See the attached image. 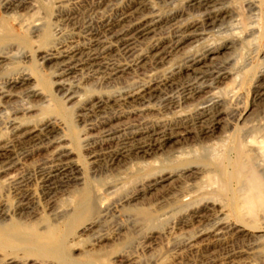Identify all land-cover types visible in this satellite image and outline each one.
Listing matches in <instances>:
<instances>
[{
    "label": "rangeland",
    "instance_id": "rangeland-1",
    "mask_svg": "<svg viewBox=\"0 0 264 264\" xmlns=\"http://www.w3.org/2000/svg\"><path fill=\"white\" fill-rule=\"evenodd\" d=\"M106 1L28 0L13 13L12 10H3L0 0V27L3 23L8 25L16 35L13 41L0 42V89L7 92L6 96H0V143L7 142L11 156L19 158L10 170L0 172V262H9L14 258L16 264H264V214L253 221L240 211L239 202L246 189L245 177L249 176L246 173L250 174L254 169L264 181V152L255 157L256 152L249 151L252 159L247 160L240 159L234 152L235 148L240 144L244 146L251 138H257L256 141L261 144L257 146L258 149L264 151V98H256L258 78L264 73V0H220L216 6L228 8L230 17L220 19L211 28L197 31L196 36L188 38L177 51L173 50L174 53L172 51L158 63L145 58V62L134 64L131 61L133 55H140L143 51L141 55L146 54L147 47L158 36L170 37L175 26L196 20L198 13L190 6V0H141L148 7L147 10L153 7L152 10L156 12L169 13L179 9L181 15L160 24L154 32L139 37L131 56L111 49L100 67L90 69L85 65L77 66L71 73L57 78L55 62L41 60L46 49L44 28L61 49L76 46L77 43L78 47H84L88 42V30L93 34L99 33L103 22L113 18L116 13L114 9H118L125 0ZM248 2H252L255 8L248 10ZM251 26H254L253 32L249 31ZM38 28L41 33L35 31ZM93 36L96 37L95 34ZM215 48L217 51L213 53L212 61L206 62L209 70L223 68L230 74L217 84L218 88L211 89L214 92L213 100L220 103L218 108L222 110L223 121L212 135L198 133L199 124L195 123L191 132L169 139L167 145L153 156L138 159L130 153L113 163L107 161L105 153L119 148L120 138H117L118 143L114 139L108 146L86 145V137L97 133L96 129L88 127L103 119V115H114L108 125L117 132L129 131L147 123L169 121L177 115L193 116L191 112L209 94L198 92L193 99L182 100L178 88L191 83L193 79L184 72L172 76L170 72L173 73L176 66L195 52L205 53ZM135 50L138 53H134ZM114 53V56L111 55ZM120 61L127 65V69L107 75L116 62L121 64ZM164 75H170L173 86L163 89L148 103L140 105L117 100L113 104L112 99L119 98L124 89L129 90L141 82L156 81ZM18 77H25L27 81L11 88L4 83ZM168 94L175 98H170ZM101 96L110 98L106 107L101 111L88 110L90 99ZM166 96L178 101L177 107ZM49 120L58 128L51 133L53 138L64 140L71 154L69 162L80 170L77 173L79 180H59L49 185L50 189L47 190L41 182V172L54 162L51 160L54 147L46 145L39 149L32 141L16 139L12 131L20 128L16 132L19 135ZM186 160L193 162L190 168L182 164ZM241 160L247 163L243 161L241 164ZM164 162L173 164L167 168L166 174L175 171L177 176L154 191L147 190L145 196L128 206L119 202V199L133 193L138 188L137 183L143 181L152 170L161 169ZM248 163L252 164L249 166ZM181 169L186 170L182 175ZM84 190L91 193L97 191L96 209L104 208L103 214L95 210L92 219L98 221L89 230L85 229L86 223L74 221L77 209L74 202L77 194ZM24 197L29 202V208L21 209L19 203L20 200L25 201ZM212 203L216 204L215 209L222 212H217L216 217L225 220L232 228L222 233L221 237L212 233L198 234V231L208 229L215 216L200 224L180 222L182 217L188 219L191 209L203 211L204 205ZM139 212L149 215L150 224ZM206 222L210 224L206 226ZM15 224H22L25 230L17 233ZM46 227L54 230L47 231ZM240 227L246 228L245 233H238ZM96 236L103 239L95 243ZM94 254H102L106 260L100 259L99 262L93 257ZM118 256H126L125 261L120 262Z\"/></svg>",
    "mask_w": 264,
    "mask_h": 264
},
{
    "label": "bare ground",
    "instance_id": "bare-ground-1",
    "mask_svg": "<svg viewBox=\"0 0 264 264\" xmlns=\"http://www.w3.org/2000/svg\"><path fill=\"white\" fill-rule=\"evenodd\" d=\"M218 1H220V0H190V3H191L190 6L193 7L198 12L196 14V20L191 21V22H185L184 21L185 23H182V24L179 23L180 25L174 27L170 37H169L168 34H167L168 37H162V36L159 37L158 36V38H156L155 40H153L152 43L149 44V46L147 47V51L145 50L146 54L141 55L144 52L143 51L142 53L140 52V55H133L132 58H131V61L134 64H137V63H139L141 61H144L143 59L147 58V59H149V62L151 60L152 63H158V62L161 61V59L163 57L167 56L173 50L177 51V49H179L181 47V45L187 41L188 38L196 36L197 35L196 34L197 31L205 30L206 28H211L220 19L225 18V17H230L231 13H229V11L227 10L228 8L217 7L216 6V3ZM27 2H28V0H2L1 7L5 11H7V10L11 11L12 10V12H13V10L21 8ZM99 2H100V0H99ZM111 2H112V0H111ZM114 2H115V0H114ZM111 4H113V3H111ZM116 4H117V2H116ZM115 5H113V6H115ZM105 6H106V4H105ZM107 7H109V6L107 5ZM117 8L118 9H116V8L114 9V10H116V13H115L114 17L106 19L103 22L101 31L99 33L98 32L94 33L96 35V37L93 36L94 34L92 33L91 30H88V32L86 33L87 36H88L87 37L88 38V42L86 43V46H84V47H82V46L78 47V43H77L76 46L68 47L66 49H61V48H59V46H57L56 40L53 41L51 35L48 33V30H45L46 28L43 27L44 28V34H43L44 38L43 39H44V43H45L44 46H46V49H45V53L41 57V60L43 62H47V61H51V60L55 62L56 68H57L55 75H56L57 78L61 79L62 77L66 76L67 74L71 73L77 66L85 65L87 68H90V69L91 68L100 67L101 65H103V62H102L103 58L105 57L107 52L109 50H111V49H114V50L120 52L121 54H127V55L131 56L132 55L131 53L133 52L132 50H133V48L135 46V42H136V40L139 37H143V36H145L146 34H148L150 32H154V30L157 27H159L160 24L165 23V22L173 19L174 17L181 15L179 9L174 10V11L169 12V13H167V12L166 13L156 12L155 10H152V9H154L153 7H152V9H148L147 10L146 8H148V7L141 0H125L123 2V4H121V6L117 7ZM253 8H255L253 3L252 2L251 3L248 2L247 9L251 10ZM108 11H110V10H108ZM109 14H111V13H109ZM38 29L35 30V31H40L39 33H41L42 31L40 29L39 30ZM158 29H161V28H158ZM253 29H254V26H251L249 28V31L253 32ZM38 35H40V34H38ZM200 35H201V33H200ZM15 37H16V35H15L14 29H12V27L10 28L8 25H6L4 23L1 24V27H0V42L13 41ZM80 38H81V35H80ZM84 40H86L85 37H84ZM84 42H83V44H84ZM80 45H82V43ZM201 51H204V49L201 50ZM216 51H217V49L214 50V51L213 50L212 51L208 50L205 53H203V52L200 53L199 52V54H195L196 53L195 52L194 55L192 54V56L185 58V60H183L184 62L181 65L176 66L175 67L176 70L173 73H172V71L171 72L169 71L171 73L170 74L171 76L175 75L176 73L184 72V73H186V75H191V77L193 79L191 81V83L188 82V84L182 85V86H180L178 88V91H179L178 94H180L179 97H181L182 100H185V99H188V98H191V97H192L191 99H193V95H195L198 92H203L204 91L206 94H209L208 97H206V99L204 101L198 103V105L194 109L195 112L194 111H192L194 113L191 112V114H193V116H191L190 114L189 115L191 117H186L185 115H177V116L173 117V119H171L169 121H165V122L161 121V123H153V124L147 123L148 125H145V124H144V126L140 125L141 127H137V128L132 129V130H129V131H122V130L120 131L119 130L117 132V131L112 130L111 125H108V121L111 118H113L114 115L109 114L112 117L111 116L103 117L104 115L103 116L100 115L99 119L101 118V116H102L103 119H100L97 122L94 120L96 123L93 124V126L88 127V128L94 129V130L96 129L97 133L94 134V135L90 134L89 136L86 137V139H85L86 145L90 146V145H93V144H97L99 146H104V145L108 146L110 143L113 142L114 139L120 138L121 139V146L119 148H117V149H110V150H108L105 153V156L107 157V161L109 163H113V162L118 161L120 159V157H124L125 155H129L130 153L135 158H138V159H143L144 157L149 156V155L153 156L158 150H162L167 145V142H168L169 139H171V138H173L175 136H181L183 134H188L189 132H191V128L193 129V127H194L193 124H195V123L199 124L198 125V131H197L198 133H200L201 135H205V136L206 135H212L216 131V129L219 126H221L220 123L223 122V121L221 120V118H222L221 117L222 110L220 108H218L220 103L217 100H213L212 96H213L214 92H212L213 90L211 91V89L216 88L217 84L220 83L222 81V79L228 77V75L230 74L228 72H225L226 69H225V71L222 70L223 68L222 69H217V70H214L215 69L214 68L213 71L209 70L208 65L206 64V62L210 61L211 59H213L212 58L213 57V53L216 52ZM135 52H137V51L135 50L134 53ZM173 53H174V51H173ZM111 55L114 56L115 53L111 54ZM122 58H124L123 55H122ZM126 58L127 57H125V59ZM105 59H107V57ZM113 59H114V57H113ZM116 60H118V59H116ZM127 61H129V60H127ZM149 62H148V64H151ZM113 63H114V61H113ZM120 63L122 64L123 62L120 61ZM106 64H107V62H106ZM121 64L118 65L117 62H116V64L113 65L111 68L109 67L110 68V72L107 75L110 76V75H113V74H115L117 72H121L124 69H127L126 68L127 65H123L122 64L123 65L122 66ZM142 64H143V62H142ZM132 66H134V65H132ZM173 67H171V68H173ZM87 68H85V69H87ZM105 68H106V65H105ZM109 68H108V70H109ZM260 72H262V71H260ZM169 76H165L164 75V77L162 76V78H160V79L158 78V80H156V81H150V82L148 81V82L138 83V84L130 87V89L128 88L129 90H126V91H124L125 90L124 89L123 92L121 91L122 94H121V96L119 98L112 99L114 101L113 104L117 103L118 102L117 100L121 101L122 103H130V102L134 103L135 102L136 104H140V105L144 104V103H148L150 99H152L156 95L160 94L163 89L170 88V87L173 86L174 82L172 81V78L169 77ZM24 78L25 77H23V78H19L18 77L17 79H13L12 78L10 80H6L4 83L6 85H8L9 88H11V87L18 86V85H21L24 82H26L27 79H24ZM189 81H190V79H189ZM258 82H259L258 83L259 85L256 88L257 89L256 98L262 99V98H264V73L258 78ZM64 83L65 82L63 80L62 84H64ZM107 83H109V82H107ZM6 94H7L6 91H3V90L0 91V96H6ZM176 95L174 94V96H176ZM167 96L170 97V94H168ZM169 97H167L166 99H168V101H170L171 104H174V106H176L178 101L169 99ZM214 97H215V95H214ZM163 98H165V97H163ZM170 98H173V97H170ZM178 99L176 98V100H178ZM109 100H110L109 96H107V97H102L101 96V97H98V98L93 99V100L90 99V101H89L90 102V104H89L90 105V107H89L90 109H88V110L92 109V111L93 110L94 111H101V110H103L105 104ZM115 101H117V102H115ZM159 102H161V101H159ZM113 104H111V105H113ZM119 104L120 103H118V105ZM108 106H110V105H108ZM163 106H164V104H163ZM174 106H172V107H174ZM221 106H222V104H221ZM110 107H108V109ZM104 112H106V111H104ZM178 114H180V113H178ZM105 116H107V115H105ZM192 119H193V121H192ZM57 129L58 128L56 127L55 123H53V122H51L49 120V121L41 122L32 131L23 132V133L21 132L19 135H16V132L18 130H20V128H14L13 131H12V134L15 136L16 139H25L27 141L28 140L32 141L33 144L37 145V147L39 149H40V147H44L46 145L54 147L53 148L54 150L52 151V155H51V160L54 161V162L50 166H48L46 170L44 169L43 172H41L42 175H43L41 177V179H42L41 182L44 183L43 186L47 190L50 189L49 185H52L56 181L58 182L59 180H62L63 182H66V181H69V180H72V181L79 180L77 178V173H79L80 169L78 168V166H76V165L72 164L71 162H69V156L71 154H70L69 151H67L66 145H64L65 144L64 140L61 139V138L60 139H55V137L53 138V135L51 134L52 132H54ZM54 134H56V133H54ZM259 138H261V136ZM259 138H258V140H259ZM13 139H14V137H13ZM256 139L255 138H253V139L251 138V141L248 142V143L245 142V144L243 142L244 146H240L241 145L240 143H239L240 144L239 146L237 145L238 147L236 146L237 148H235L236 151H234V152H236L237 156L240 159L247 160V158H250L249 157V151L251 152L253 150H254V153L256 152L255 157L257 155H261V154L263 155L262 152H264V151H261L257 147V146H261V144L259 145V143H258L259 141L257 142ZM117 141H118V139L115 140V142H117ZM237 142H239V141H237ZM237 142H236V144H238ZM6 143H4V144L0 143V172H5L8 169L10 170V168H12L15 164H17V162L19 160V158L16 159L15 157L13 158L11 156L10 150L7 148ZM119 144H117V145H119ZM35 145H32V146H35ZM14 147H15V145H14ZM27 147H29V146H27ZM259 148H263V146L259 147ZM229 152L231 153V151H229ZM94 155L95 154H93V156ZM90 156H91V154H90ZM238 157L236 159H238ZM21 158H22V156L20 157V159ZM250 159H252V158H250ZM250 159H249V161H250ZM244 160H241L242 161L241 164H243ZM234 161H237V160H234ZM244 162L247 163V161H244ZM102 163H103V161H102ZM104 163H106V162H104ZM182 164L185 167L190 168V165L193 164V162H191L190 160H186L185 162L183 161ZM159 165H160V163H159ZM172 165L173 164L171 162L170 163L169 162H164L162 164V166H161V169L152 170V173H150L145 178H143V181L141 180L140 183L139 182L137 183L138 188L135 189L133 193H131L130 195L126 196L125 198L123 196H121V198L123 197V199L122 200L119 199V202L121 204H125V205L128 206V205H130V203L132 201H136L137 199H140L143 196H145V192L147 190L151 189V190L154 191L157 188H160V186H162L166 182L170 181L173 176H177V173L175 174V171L174 172H170L169 174H166V172L168 171L167 168L172 167ZM239 165H238V167H240ZM248 165H249V163H248ZM244 166H243V168H245V167L249 168L247 166H245V167ZM241 168H242V166H241ZM191 169H192V167H191ZM250 169L251 168H249V170ZM40 170H41V168H40ZM253 170L250 172V174L246 173V174L249 175V176H247L248 178L244 176L246 178V179L244 178L246 180V189H245L244 194L243 193H242L243 195L241 194L242 198L240 196L241 200H239V199L238 200L240 202V211H242V213L244 215H247L251 220L254 221V220H256L258 218V216H262V214H264V181ZM185 172H186V170L181 169L180 175H182ZM38 182H40V181H38ZM244 182L245 181H243L242 184H244ZM92 191H94V190H92ZM95 192H97V191H95ZM95 192L91 193V191L84 190V191L80 192L79 194H77V197H76L75 202H74L75 205L77 206V209H76V212H75L76 213V217L74 218V221L77 222V223H82V224L86 223V227H85L86 230L91 229L98 221L97 218H96L97 220H93L92 219L94 217L93 215L95 214V210H98L99 214H103V212H104V208L103 207H99L98 209H96L97 204H98L97 203L98 202V199H97L98 195ZM42 193L43 192H41V194ZM74 193H72V194H74ZM50 195H52V193ZM99 195H100V193H99ZM23 199L25 201L21 202V200H20V203H19L21 209L22 208H27V207L29 208V202L27 201V198L24 197ZM68 200H66V201H68ZM69 202H71V200H69ZM209 202H211V201H209ZM214 202L216 203V201H214ZM187 204H189V203L187 202ZM71 205H72V203H71ZM184 205H185V203H184ZM215 205L216 204H213V203L210 204V205H204L203 211L191 209L190 210V214L188 215V219L186 220V219H184L182 217L183 219L181 218L180 222H182L184 224L185 223L191 224L193 222H199V224H200L201 222H203L205 220L211 219L210 216H215L214 217L215 219L213 220L212 224L209 225L210 227L208 226V229H203V227H202L203 230L198 231V234L199 235H203V234L205 235V234L212 233L214 236H220L222 233L229 232L230 230H232L231 226L228 223H226L225 220L216 217L217 212H219L220 214L222 212H221V210L219 211V210L215 209ZM132 207H133V205H132ZM134 209L136 210L138 208H134ZM139 213L141 215L142 214L144 215V218H145L147 223H149L151 221V218L149 217L148 214H145L144 212H142V213L139 212ZM3 214H5V213H3ZM64 216H66V214ZM165 219H166V216H165ZM248 220L249 219H247V221ZM245 222H246V219H245ZM207 223H209V222H206L205 225ZM251 223H253V222H251ZM149 224H148V226L150 227ZM15 225H16V227L14 229H16L15 231L17 233H21V232H23V230H25V228L23 226H21L22 224L21 225L15 224ZM240 228H241L240 231L237 230L238 233H245L246 228H244V227H240ZM47 229H48L47 231L54 230V229H51V228L50 229L47 228ZM27 230L29 231V229H27ZM51 232H53V231H51ZM47 235H49V234H47ZM51 235H49V236H51ZM100 236L99 237L96 236L97 238L94 240L95 243H98V242H100L103 239ZM225 237H223V239H225ZM219 241L220 240L218 239V242ZM94 253H96V251ZM91 256H90V258L92 259ZM93 257H95L96 260H98L99 262H101L100 259L103 260V261L106 260V256H104L102 254H100V255L99 254H94ZM124 257H126V256H124ZM124 257H119L120 262L125 261ZM13 259H11L9 262H7V261H3L2 262L1 261L0 264H16L17 263V262H15L16 260L14 261ZM59 262H61V261L59 260ZM85 264H93V263L88 262V263H85Z\"/></svg>",
    "mask_w": 264,
    "mask_h": 264
}]
</instances>
